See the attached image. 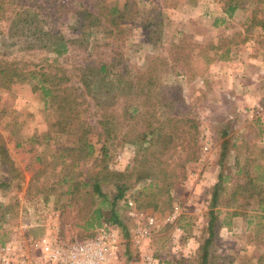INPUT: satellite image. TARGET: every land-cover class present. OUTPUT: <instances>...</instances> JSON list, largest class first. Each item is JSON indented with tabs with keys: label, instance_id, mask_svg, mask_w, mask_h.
Listing matches in <instances>:
<instances>
[{
	"label": "rangeland",
	"instance_id": "374dc122",
	"mask_svg": "<svg viewBox=\"0 0 264 264\" xmlns=\"http://www.w3.org/2000/svg\"><path fill=\"white\" fill-rule=\"evenodd\" d=\"M228 3L0 0V64L38 73L0 81V145L17 168L0 154V264L36 258L35 240L83 241L104 225L120 240L115 264H204L208 240L206 264H264V177L246 185L264 162V81L256 93L260 82L220 66L258 60L264 33L255 4L231 15ZM80 12L100 23L83 37ZM204 52L227 58L209 63ZM84 76L95 80L90 92ZM83 135L91 156L78 147ZM95 177L106 200L93 193ZM117 185L123 225L111 220Z\"/></svg>",
	"mask_w": 264,
	"mask_h": 264
},
{
	"label": "trees",
	"instance_id": "16d2710c",
	"mask_svg": "<svg viewBox=\"0 0 264 264\" xmlns=\"http://www.w3.org/2000/svg\"><path fill=\"white\" fill-rule=\"evenodd\" d=\"M225 1H229V3L227 4V6L225 7V12L226 13H232L238 9L239 7H246L249 4L253 3L255 4V8L252 10L253 15L255 16L254 18V23L259 25L263 30H264V0H225ZM128 7V5L126 4L123 7V11ZM259 13H262L263 16L261 18H258L257 15ZM80 18L77 21L78 23V27L75 29L76 31L80 32L81 37L83 36H87L91 33V28L100 25V23L98 22V18L95 17L92 13H84V12H80ZM110 14H114V12L111 10ZM90 18V19H89ZM253 21V20H252ZM68 46L67 43L62 42L60 44L57 45V47H55V50L59 53H62L63 51L67 50ZM214 49L218 50L219 47H215ZM203 58L206 62L211 63L212 61H214L215 59H226L227 57L224 56V54H219L216 57L215 56H209L206 52H204L203 54ZM105 65H102V67L97 70V68L95 69V71L93 72L95 76H97L99 74V71H103L104 70ZM38 75V73L32 69L30 70H26V69H20L16 66H12V64H6V65H1L0 64V81H4V83H1L2 86H9L10 83L14 82V81H26L29 79H32L34 77H36ZM41 75V73H40ZM58 76V72H56L55 74H50V73H43V75H41V81H55V78H57ZM66 78V79H65ZM69 77H65L64 74H61L59 77L60 81H66L68 80ZM81 80L84 82L85 86L89 89V92L91 91V82L89 81H95L93 78L91 77H86L84 76L83 78L81 77ZM44 90L45 95H53V91L51 88H47V87H41ZM59 95H53V98H58ZM62 103H65V101H63ZM61 104V103H59ZM98 104V103H97ZM58 109V107H57ZM64 120H66L67 122H72V117L71 116H64L62 117ZM100 125L101 127H104L106 124V119H101L100 121ZM156 131H162V128H155L152 129L151 132L154 133ZM79 142H82L78 147L80 148V150L85 154V156H91L92 152H93V146L92 144L88 141L86 135H83L79 138ZM0 154H2L1 160L5 163V166H9V168L7 167V171L13 172L15 170H17L14 160L12 159V157H10V155H8V152L6 150V148L3 145H0ZM224 158V156L222 157ZM6 168V167H5ZM255 170H257V174L256 175H251L249 171L247 172V186L253 185L255 183H257V181H259V178L262 176L264 177V162L258 163L255 166ZM116 173V172H115ZM11 174V173H10ZM220 175V179L219 181L215 184V189L218 191L220 189V187L222 186V182H223V175L222 173L219 174ZM12 177V175H11ZM94 183L92 184L93 186V193L94 195L98 196V197H104L105 200L107 198V195L102 191L101 189V184L103 183V180H100L98 177H95L94 179ZM118 187V193L114 196V198L111 201V208H112V217L111 220L112 222L119 224V225H123V222L120 218V216L118 215V212L115 209V206L117 204V201L122 198L124 196V191L125 188L124 185H117ZM64 194V193H63ZM62 194V195H63ZM217 192H215V199H217ZM259 210L264 214V196H262L259 199ZM211 214V220H210V225L209 227L212 229L213 228V223L215 221V213L214 211L210 212ZM126 235L128 236V233L126 232ZM209 240L206 242V244L204 245L203 249H204V254H203V259H204V264H206L208 262V256H209Z\"/></svg>",
	"mask_w": 264,
	"mask_h": 264
},
{
	"label": "built area",
	"instance_id": "2783aa9c",
	"mask_svg": "<svg viewBox=\"0 0 264 264\" xmlns=\"http://www.w3.org/2000/svg\"><path fill=\"white\" fill-rule=\"evenodd\" d=\"M105 226V225H104ZM102 227L94 238L83 241L67 239L35 240L37 257L25 254L21 264H115L114 258L119 249V238L107 226ZM7 259L8 257L4 256ZM9 262V261H8Z\"/></svg>",
	"mask_w": 264,
	"mask_h": 264
},
{
	"label": "crops",
	"instance_id": "0c3cea01",
	"mask_svg": "<svg viewBox=\"0 0 264 264\" xmlns=\"http://www.w3.org/2000/svg\"><path fill=\"white\" fill-rule=\"evenodd\" d=\"M217 19H218L217 17L214 18L213 22H215V20H217ZM244 23L245 24L247 23V26H249L248 25V17H247V19L245 18ZM260 29L264 33V30L261 27H260ZM259 44H260V42H259ZM259 48L260 47H258V49ZM232 51H234V49H232ZM257 53H258L257 55L259 56L258 57L259 59L258 60L256 59L255 61L252 58H247V57H249L248 55L247 56H239L238 59L236 58L237 56L234 55L233 61L230 60L232 58H229L228 61H221L224 63V65H222L223 63H220V66H222V67L226 66L230 75H237V77H238V75L241 76L242 81H244V80L249 81L250 79H252L253 81L260 82L259 85L255 84L254 89H255L256 93H257V89H262L263 83L261 81H264V47H263L262 51H260V52L258 51ZM232 55H233V52H232ZM232 55H231V57H232ZM260 55H262V57H260ZM239 61H240V63H236ZM243 76H244V78H242ZM245 86L247 88V89H245L246 93H248V88H251V86L248 84ZM260 92L262 94L264 91L260 90ZM249 93H251V92L249 91Z\"/></svg>",
	"mask_w": 264,
	"mask_h": 264
}]
</instances>
